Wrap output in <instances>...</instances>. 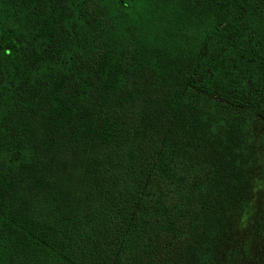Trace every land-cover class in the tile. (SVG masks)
<instances>
[{"label": "trees", "instance_id": "obj_1", "mask_svg": "<svg viewBox=\"0 0 264 264\" xmlns=\"http://www.w3.org/2000/svg\"><path fill=\"white\" fill-rule=\"evenodd\" d=\"M206 37L264 56V0H0V264H93L113 226L110 264L183 227L173 264H264V209L227 238L264 123L189 82Z\"/></svg>", "mask_w": 264, "mask_h": 264}, {"label": "rangeland", "instance_id": "obj_2", "mask_svg": "<svg viewBox=\"0 0 264 264\" xmlns=\"http://www.w3.org/2000/svg\"><path fill=\"white\" fill-rule=\"evenodd\" d=\"M88 8L93 11L91 2L88 3ZM9 37L7 43L15 44L14 34L11 33ZM189 82L209 96L248 109L264 123V56L206 37L196 58L195 72ZM253 144L256 154L248 171V204L235 215V223L227 238L231 244L248 238L255 248L260 239L257 232L253 231L264 209V138L256 137ZM115 229L113 226L107 230L109 237L95 249L96 253H100L97 261L93 257H87L86 261L99 264L104 256L106 264H110L109 256L117 250V244L115 242L111 245L109 241L112 237L123 238V232H117ZM187 237L188 232L184 227L180 231L147 235L143 240L144 248L139 249V244L137 248L126 252V255L132 257L129 264H173L180 256L183 242ZM150 247L152 250L148 251ZM46 251L47 249H44L38 253L33 264H45L43 262L46 260ZM79 264L84 262L80 261Z\"/></svg>", "mask_w": 264, "mask_h": 264}]
</instances>
